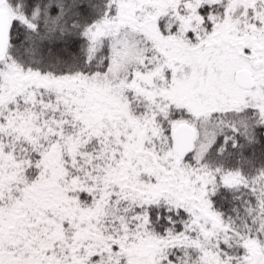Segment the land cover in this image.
Returning a JSON list of instances; mask_svg holds the SVG:
<instances>
[{
  "label": "snow or ice",
  "instance_id": "snow-or-ice-1",
  "mask_svg": "<svg viewBox=\"0 0 264 264\" xmlns=\"http://www.w3.org/2000/svg\"><path fill=\"white\" fill-rule=\"evenodd\" d=\"M0 264H264V0H0Z\"/></svg>",
  "mask_w": 264,
  "mask_h": 264
}]
</instances>
